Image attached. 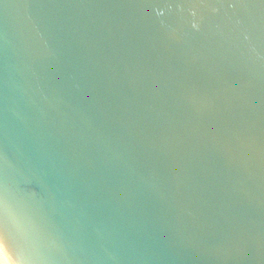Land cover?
<instances>
[{
  "label": "bare ground",
  "instance_id": "bare-ground-1",
  "mask_svg": "<svg viewBox=\"0 0 264 264\" xmlns=\"http://www.w3.org/2000/svg\"><path fill=\"white\" fill-rule=\"evenodd\" d=\"M4 63L165 240L208 264H264V0H0ZM26 167L40 174L0 130L12 264H127Z\"/></svg>",
  "mask_w": 264,
  "mask_h": 264
},
{
  "label": "water",
  "instance_id": "water-1",
  "mask_svg": "<svg viewBox=\"0 0 264 264\" xmlns=\"http://www.w3.org/2000/svg\"><path fill=\"white\" fill-rule=\"evenodd\" d=\"M1 42L7 47L8 40ZM6 75L16 81L18 78L7 63L2 65L0 130L18 152L25 153L40 167V174L33 168L26 169L32 182L50 200H60L79 223L127 264H208L165 240L162 231L150 226L145 214L148 211L129 198L130 192L120 191L103 173L104 176L95 171L90 165L92 157L82 156L83 150L77 144L66 145L61 133L46 123ZM108 177L111 178L109 174Z\"/></svg>",
  "mask_w": 264,
  "mask_h": 264
},
{
  "label": "clouds",
  "instance_id": "clouds-1",
  "mask_svg": "<svg viewBox=\"0 0 264 264\" xmlns=\"http://www.w3.org/2000/svg\"><path fill=\"white\" fill-rule=\"evenodd\" d=\"M0 264H12L9 253L5 250L3 245H0Z\"/></svg>",
  "mask_w": 264,
  "mask_h": 264
}]
</instances>
